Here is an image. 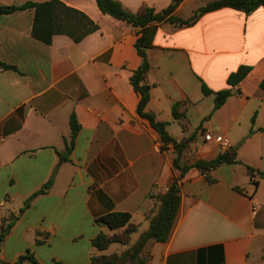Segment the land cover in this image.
I'll use <instances>...</instances> for the list:
<instances>
[{
  "label": "crops",
  "instance_id": "obj_1",
  "mask_svg": "<svg viewBox=\"0 0 264 264\" xmlns=\"http://www.w3.org/2000/svg\"><path fill=\"white\" fill-rule=\"evenodd\" d=\"M27 1L43 0H0V6ZM62 1L99 28L80 42L56 34L47 44L32 35L33 9L0 15V233L5 220L17 217L0 260L12 263L28 249L42 264H90L93 255L126 249L96 248L98 233L110 231L96 218L130 212L141 234L155 209L151 195L179 175L174 147L163 150L159 133L137 111L140 94L131 76L143 63L138 28L103 13L97 0ZM119 1L132 12L172 2ZM210 1L184 0L176 13L188 18ZM146 54L147 110L168 122L177 140L195 133L198 158L225 151L205 139L211 132L226 137L239 159L210 171L214 183L197 169L186 174L171 236L147 246V264H264V178L247 168L264 172V8L247 14L225 7L187 27L160 23ZM242 65L252 70L215 108V94L205 95L203 82L226 89ZM175 105L184 115L179 119ZM72 115L80 129L67 153ZM49 181L47 192L22 211ZM142 219L148 226L140 231ZM37 231L48 235L45 243H37L44 237ZM134 234L131 243L139 238Z\"/></svg>",
  "mask_w": 264,
  "mask_h": 264
},
{
  "label": "trees",
  "instance_id": "obj_2",
  "mask_svg": "<svg viewBox=\"0 0 264 264\" xmlns=\"http://www.w3.org/2000/svg\"><path fill=\"white\" fill-rule=\"evenodd\" d=\"M183 1L172 0L170 5L162 10L145 7L139 12H132L126 9L119 0H97L98 6L103 13L127 21L138 28L139 37L136 41V47L139 54L143 57V63L131 76V83L140 94L137 111L141 117L149 120L152 127L159 133L163 150L167 149L169 145L174 147L173 166L179 171V175L173 179L166 191L151 195V198L155 201V209L148 216L149 227L140 234L135 242L131 243L132 235L138 231L139 225L133 222V216L130 212L109 211L98 216L96 218L97 224L108 227L110 231L101 230L98 233L93 240L96 248L103 251L108 249L113 243H120L127 247L122 251H115L110 254L100 253L93 255L90 264H147L149 261V255L146 253L147 246L151 242H166L171 236L181 205V185L186 174L192 169H197L206 176L209 182L214 183L216 180L209 175L210 171L223 164L239 162L236 147H231L221 152L213 159L198 158L194 149L191 148L195 133L187 138L177 140L167 130L168 122L157 119L155 113L147 110L151 98V86L145 82V78L151 65L148 61L146 50L153 46L160 23L168 22L176 28L192 26L205 13L225 7L248 14L258 7L264 8V0H213L200 6L188 18L181 17L176 13ZM25 9H33L35 12L32 28L33 37L47 44L52 43L56 34H65L76 42H80L99 28V25L85 12L67 5L62 0L27 1L20 5H1L0 15ZM251 70L252 67L249 65L240 66L237 71L229 75V87L220 91H214L203 82V93L205 95L215 94V108H218L232 94V87L239 84ZM261 85L264 88V81ZM173 115L177 119L184 116L177 112L176 105L173 108ZM79 129L80 125L75 116L72 115L71 135L70 139L67 140V153L73 150ZM63 157L67 158L66 156ZM247 168L252 177L259 174L264 178L263 171H256L252 166H247ZM51 184L52 182L49 181L44 187L33 193L22 211L30 207L33 198L46 193ZM237 189L240 188L237 187ZM16 218L11 216L2 224L0 250ZM37 234L44 235L43 238H37V243H45L48 235L43 234L41 231H37ZM26 260L31 261L33 264H42L31 249L21 255L16 262L0 260V264H23ZM55 263L64 264L62 261H55Z\"/></svg>",
  "mask_w": 264,
  "mask_h": 264
},
{
  "label": "built area",
  "instance_id": "obj_3",
  "mask_svg": "<svg viewBox=\"0 0 264 264\" xmlns=\"http://www.w3.org/2000/svg\"><path fill=\"white\" fill-rule=\"evenodd\" d=\"M204 136H205L206 140L217 141L219 143V145L221 146V148L225 151L228 150L229 148H231L230 141L221 134L213 135L211 132H208V133H205Z\"/></svg>",
  "mask_w": 264,
  "mask_h": 264
},
{
  "label": "rangeland",
  "instance_id": "obj_4",
  "mask_svg": "<svg viewBox=\"0 0 264 264\" xmlns=\"http://www.w3.org/2000/svg\"><path fill=\"white\" fill-rule=\"evenodd\" d=\"M188 10H189V9H187L186 11H188ZM194 11H195V10H194ZM194 11L192 10V11H190L189 13H185V14H188L189 16H191V15L194 13ZM188 15H186V16H188ZM142 221L144 222V225H143V227L141 228L140 231L144 230V229L148 226V223H146V222L144 221V219H142ZM139 235H140L139 232H138V233H135V234H134V239L136 240V239L139 237ZM115 246H116V247H120L121 245L118 244V243H115Z\"/></svg>",
  "mask_w": 264,
  "mask_h": 264
}]
</instances>
